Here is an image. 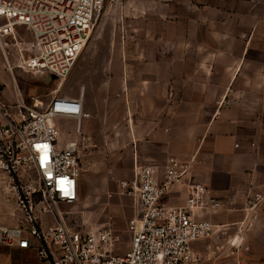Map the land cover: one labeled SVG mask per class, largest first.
Returning <instances> with one entry per match:
<instances>
[{"label":"crops","instance_id":"1","mask_svg":"<svg viewBox=\"0 0 264 264\" xmlns=\"http://www.w3.org/2000/svg\"><path fill=\"white\" fill-rule=\"evenodd\" d=\"M177 9L171 27L140 31L139 41L117 60L123 68L111 69L101 88L123 104L122 129L110 123L106 130L98 122L100 115L85 105L84 90L89 114L75 118L79 130L70 138L86 137L88 148L79 146L81 168L96 145L92 133L107 132L111 150L121 139L116 134H123L133 176L144 162L158 165L159 179L169 157L189 162L185 179L205 187V205L197 213L215 225L213 235L193 242L198 259L192 264H264V0H181ZM104 110L108 116L110 108ZM185 196L179 182L159 201L179 204ZM124 198L103 201L108 212L99 211L90 226L109 222L122 235L138 207L136 195ZM94 201L84 199L82 206ZM21 215L15 190L0 171V224H17ZM42 220L48 224L51 215ZM123 237L118 253L129 245ZM0 264L49 263L34 247L0 243Z\"/></svg>","mask_w":264,"mask_h":264},{"label":"built area","instance_id":"2","mask_svg":"<svg viewBox=\"0 0 264 264\" xmlns=\"http://www.w3.org/2000/svg\"><path fill=\"white\" fill-rule=\"evenodd\" d=\"M104 1L0 0V40L7 69L18 67L42 78L50 75L59 86L82 51ZM21 25L30 32L26 54L19 45ZM10 39L14 40L11 46L6 42ZM18 94L12 112L0 100V171L11 182L22 215L17 224H0L1 244L34 247L38 257L49 264L197 261L193 242L213 235L215 225L197 213L205 205V187L201 182L185 179L189 162L169 157L161 179L158 165L144 162L137 166L133 178L119 180L115 192L136 195L138 207L137 214L126 223L130 234L128 248L118 253L120 234L110 223L96 227L79 221L70 223L59 208L61 203L74 202L78 197L79 146L87 144L84 135L78 141L61 139L54 119H79L89 114L84 108L83 88L74 95L54 92L47 100L31 94L25 101ZM76 128L78 131L79 121ZM179 182L185 184L184 201L160 202L162 192ZM45 213L51 215L46 225L42 220Z\"/></svg>","mask_w":264,"mask_h":264},{"label":"rangeland","instance_id":"3","mask_svg":"<svg viewBox=\"0 0 264 264\" xmlns=\"http://www.w3.org/2000/svg\"><path fill=\"white\" fill-rule=\"evenodd\" d=\"M179 1L181 0H105L96 14L82 51L67 78L59 86L54 80L46 83L38 74L23 71L18 67H13L12 71H9L1 45L3 40H0V100L9 105L12 112L14 110V107L12 108L13 97L16 91L27 101L31 94H36L43 100H47L54 92L74 95L83 88L85 90V105L88 109L93 107L100 115L98 122L106 130L110 123H115L117 128L121 127L122 129L123 104L120 101L114 103L110 100L112 93L108 94L101 88L107 86L111 69L123 68V61L117 60L119 56L122 59V56L127 53V45L139 41L140 31L146 28L161 31L165 27H171L174 14L178 11ZM256 2L262 3L263 0H256ZM18 30L19 45L22 52L26 54V42L30 38V32L24 25L19 26ZM12 41L14 40L10 39L6 42L11 46ZM5 50L7 54V49ZM12 60L14 59H10V62ZM113 60L115 61L113 62ZM114 85L116 83L112 84V86ZM9 94L12 96V101L7 98V96L11 97ZM94 97L99 99L96 100ZM104 108H110L108 116L105 115ZM54 121L60 129L61 139L72 137L73 132L78 133L74 127L75 118L58 116ZM92 135L94 138L90 141H94L96 145L89 144L94 148V151L89 154L91 157L84 155L88 157H86L88 162L85 165L82 164L78 177H83L79 197L74 202L59 205L60 210L64 212L66 221L70 223L79 221L87 226L93 225L99 211L100 215L102 211L108 212L109 206L103 203L108 197L113 198L115 195L118 197L121 195L123 198L125 197L124 199L129 197V194L116 193L115 190L119 180L133 177L130 170L131 158L126 151L127 144L124 142L123 134H116L121 139L118 137L120 141L113 150L108 148V132L105 137L93 133ZM87 146L83 147V144H80L81 150H86ZM82 158V154H79L81 161ZM109 192H112L110 196ZM88 198H94L95 201L82 206L84 199ZM104 206L105 208H103ZM125 206L124 208L127 209L129 202H126ZM110 225L113 226L112 223ZM123 236H125V241L130 238L127 230L122 235L120 234V240L123 243L117 245L119 250L126 244Z\"/></svg>","mask_w":264,"mask_h":264},{"label":"water","instance_id":"4","mask_svg":"<svg viewBox=\"0 0 264 264\" xmlns=\"http://www.w3.org/2000/svg\"><path fill=\"white\" fill-rule=\"evenodd\" d=\"M43 80H44V82H49L50 80H51V76L50 75H45L44 77H43ZM137 185L139 184V175H138V173H137Z\"/></svg>","mask_w":264,"mask_h":264}]
</instances>
